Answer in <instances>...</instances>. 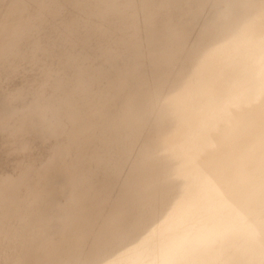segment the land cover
<instances>
[{"label": "clouds", "instance_id": "1", "mask_svg": "<svg viewBox=\"0 0 264 264\" xmlns=\"http://www.w3.org/2000/svg\"><path fill=\"white\" fill-rule=\"evenodd\" d=\"M0 264H264V0H0Z\"/></svg>", "mask_w": 264, "mask_h": 264}]
</instances>
